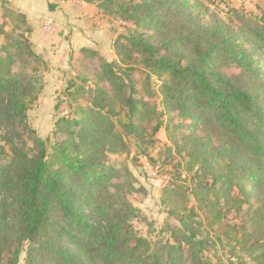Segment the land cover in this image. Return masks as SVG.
<instances>
[{
    "label": "trees",
    "instance_id": "trees-1",
    "mask_svg": "<svg viewBox=\"0 0 264 264\" xmlns=\"http://www.w3.org/2000/svg\"><path fill=\"white\" fill-rule=\"evenodd\" d=\"M123 1L110 13L134 29L113 42L114 61L96 50L73 53L77 76L67 88L73 112L56 123L50 147L28 120L42 91L45 59L27 15L11 13V32L3 15L0 264H17L25 243L26 264H209L184 217L178 218L182 229L166 226V242L136 232L140 210L128 200L133 176H122L108 158L127 148L113 121L120 111L129 120L123 131L141 140L148 129L150 139L159 133L161 121L149 124L157 116L178 120L175 149L186 154L189 170L199 171L194 198L218 216L222 202L243 214L250 227L244 245L256 253L253 264H264V104L252 88L264 93V24L238 11L236 23L210 19L195 0ZM139 69L147 81H160L163 112L136 97ZM211 125L230 142L197 134V127ZM165 193L177 202L175 192Z\"/></svg>",
    "mask_w": 264,
    "mask_h": 264
},
{
    "label": "rangeland",
    "instance_id": "rangeland-1",
    "mask_svg": "<svg viewBox=\"0 0 264 264\" xmlns=\"http://www.w3.org/2000/svg\"><path fill=\"white\" fill-rule=\"evenodd\" d=\"M33 0H0V26L3 15L6 14L8 27L11 32L15 23L11 22V13H19L21 3ZM34 13L37 14V30L39 36L48 42V57L46 67L40 66V84L42 91L38 101L28 112L30 125L36 130L48 146H52L55 138L56 123L70 115L72 103L67 96V88L76 78L71 70L73 53L83 48L99 49L104 58L111 61L113 56L112 44L120 34L129 35L134 26L130 22L118 19L110 10L116 9V4L123 0H34ZM199 11L210 19L226 22H237L235 11L256 18L264 24V0H195ZM5 6L4 11L2 7ZM6 10V11H5ZM54 16L55 26L51 33L44 30L48 15ZM0 35V41L2 40ZM32 40L33 37L31 36ZM34 41V40H33ZM35 49L39 52L34 41ZM43 56V55H42ZM264 64V53L259 55ZM39 67V66H38ZM21 68V65H20ZM144 69L136 73L135 83L139 99L156 104L157 110L163 112L160 81L155 77L147 81ZM235 71L234 73H237ZM72 80V81H71ZM79 84L73 83L74 89ZM264 104V93L252 87ZM152 96V97H149ZM120 109L117 108V111ZM113 118L117 131L123 135L127 148L118 154H108L109 163L116 166L122 176H133V187L129 188L128 200L140 210L139 218L133 222L138 235L148 238L153 243L166 242L170 233L165 232L166 226L175 225L183 228L178 221L184 217L196 235L203 241L201 254L209 264H253L256 253L244 245L249 240L244 238L245 216L229 209L222 202V214L212 213V208L205 210L194 198L192 192L196 188L199 174L197 167L189 170V159L185 153L179 154L174 142L181 139V133L176 129L177 119L172 114L163 113L151 121L150 126L162 122L159 133L150 139L151 131L144 140L127 135L122 128L129 122L123 111ZM149 126V127H150ZM201 138L212 135L218 142H230L229 135L216 125L196 128ZM152 140V143H149ZM139 148L146 149L145 154ZM175 192L176 201L170 202L171 193ZM12 203V202H10ZM14 214V211H12ZM10 234L15 235L14 218ZM250 229V227L248 226ZM29 244L25 243L17 264L27 263Z\"/></svg>",
    "mask_w": 264,
    "mask_h": 264
},
{
    "label": "crops",
    "instance_id": "crops-1",
    "mask_svg": "<svg viewBox=\"0 0 264 264\" xmlns=\"http://www.w3.org/2000/svg\"><path fill=\"white\" fill-rule=\"evenodd\" d=\"M35 5H36V3L33 0V2L32 1L31 2H27V4L21 3L18 7H19V11L20 12H23V13H25L27 15L28 20H29V23L33 27V30L34 31H33L32 37H33V40L35 41L37 47L40 50L38 53L41 54V55H43L44 59H49L50 56L48 57V42L45 41V40H43L39 36L38 30H37V27H36V25H37V16L36 15L37 14L34 13ZM55 15H56V12L54 13V15H51L50 14L47 17L52 16L54 18ZM83 49H88V48H83ZM90 50H96V51H98L101 54V52L99 51V49H94L93 48V49H90ZM75 52H77V51H75ZM114 60H116L115 53H113V56H112V60L111 61H114Z\"/></svg>",
    "mask_w": 264,
    "mask_h": 264
},
{
    "label": "built area",
    "instance_id": "built-area-1",
    "mask_svg": "<svg viewBox=\"0 0 264 264\" xmlns=\"http://www.w3.org/2000/svg\"><path fill=\"white\" fill-rule=\"evenodd\" d=\"M54 26H55L54 18L52 16L47 17L44 23L45 32L51 33L54 30Z\"/></svg>",
    "mask_w": 264,
    "mask_h": 264
}]
</instances>
